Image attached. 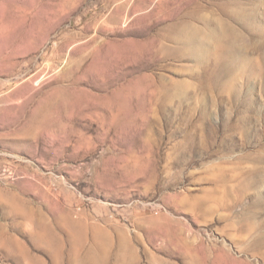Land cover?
Here are the masks:
<instances>
[{"label": "rangeland", "instance_id": "1", "mask_svg": "<svg viewBox=\"0 0 264 264\" xmlns=\"http://www.w3.org/2000/svg\"><path fill=\"white\" fill-rule=\"evenodd\" d=\"M0 264H264V0H0Z\"/></svg>", "mask_w": 264, "mask_h": 264}]
</instances>
